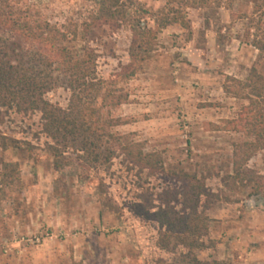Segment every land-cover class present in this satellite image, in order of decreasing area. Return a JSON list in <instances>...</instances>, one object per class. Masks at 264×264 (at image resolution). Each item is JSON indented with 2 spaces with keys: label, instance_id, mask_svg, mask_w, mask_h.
<instances>
[{
  "label": "rangeland",
  "instance_id": "obj_1",
  "mask_svg": "<svg viewBox=\"0 0 264 264\" xmlns=\"http://www.w3.org/2000/svg\"><path fill=\"white\" fill-rule=\"evenodd\" d=\"M8 1L60 28L69 47L94 52L101 89L95 105L105 120L121 121L109 132L158 154L164 174L130 170L119 150L109 164L88 171L69 149V165L56 171L41 114L4 116L0 131L20 149L1 153L0 161L19 163L21 189L0 200V264H178L181 250L157 247L159 227L139 206L148 207L149 195L154 205L165 197L179 210L181 199L167 193L184 188L183 174L203 180L218 197L201 198L209 230L198 259L264 264V150L249 151L248 158L238 148L252 139L232 124L250 90L229 80L245 85L253 67L264 77V52L253 44L264 43V10L257 12L253 0L202 9L188 0H121L125 23L87 31L99 0ZM171 9L182 12L189 29H163L133 66L135 20L154 31L162 11ZM4 37L11 49H35L11 33ZM44 98L65 110L70 91L57 86Z\"/></svg>",
  "mask_w": 264,
  "mask_h": 264
},
{
  "label": "trees",
  "instance_id": "obj_2",
  "mask_svg": "<svg viewBox=\"0 0 264 264\" xmlns=\"http://www.w3.org/2000/svg\"><path fill=\"white\" fill-rule=\"evenodd\" d=\"M223 0H188L193 9L221 6ZM255 10H264V0H253ZM126 4L121 0H99L98 10L87 24V31L99 25L115 26L127 21ZM157 20L156 30L148 28L146 21L135 20V39L131 45L132 65L137 64L138 55L148 54L157 34L163 29L179 24L189 29L188 20L181 11L171 9ZM5 32L23 39L35 47L34 51L11 49L4 37ZM68 37L57 26L38 17L29 10L17 8L8 0H0V125L4 116L41 114L42 133L48 139L47 150L53 159L54 169L62 170L69 165L67 151L72 149L85 170L109 164L116 156V150L126 158L130 170L138 168L152 175L164 174L162 158L156 153H145L142 146L129 138L114 136L109 129L121 124L118 120H105L95 102L100 86L96 74L95 54L88 47L75 50L68 46ZM254 46L264 52V43ZM13 56V57H11ZM242 91L250 90L243 99L248 102L232 124L238 132H245L250 142L238 147L246 155L249 151L264 150V77L252 68L245 85L229 79ZM57 86L70 91L67 109L50 104L44 96ZM228 91V87H225ZM118 100L116 105L123 104ZM105 140L111 142V146ZM106 142V143H105ZM105 143V144H104ZM19 141L0 131V154L8 150H19ZM238 153L234 152L236 158ZM248 158L251 155H246ZM237 177L243 175L241 164L234 162ZM181 191L168 192L174 200L181 199L177 210L172 200L161 197V206L154 205L148 195V207L141 208L146 216L159 227L157 247L168 253L180 252L178 264H226L221 261H200L197 252L208 247L204 238L209 230V219L205 215L201 198H218L207 193L203 180L183 174ZM99 186H102L100 183ZM21 189L20 165L18 162L0 161V200L8 191ZM180 198V199H179ZM200 208H202L200 210Z\"/></svg>",
  "mask_w": 264,
  "mask_h": 264
}]
</instances>
